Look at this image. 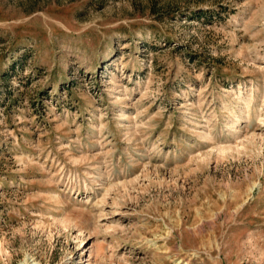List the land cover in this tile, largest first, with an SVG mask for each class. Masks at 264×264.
<instances>
[{
	"label": "rangeland",
	"instance_id": "rangeland-1",
	"mask_svg": "<svg viewBox=\"0 0 264 264\" xmlns=\"http://www.w3.org/2000/svg\"><path fill=\"white\" fill-rule=\"evenodd\" d=\"M0 264H264V0H0Z\"/></svg>",
	"mask_w": 264,
	"mask_h": 264
}]
</instances>
